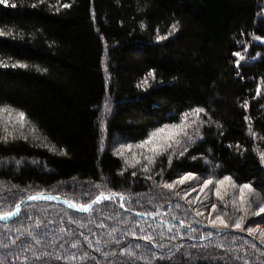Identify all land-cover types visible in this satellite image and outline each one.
Instances as JSON below:
<instances>
[{"label": "trees", "instance_id": "trees-1", "mask_svg": "<svg viewBox=\"0 0 264 264\" xmlns=\"http://www.w3.org/2000/svg\"><path fill=\"white\" fill-rule=\"evenodd\" d=\"M0 29L15 37L0 36V61L29 65L0 67V103L24 110L30 129L36 128L26 133L27 141L0 142V212L39 193L74 204H90L101 192L124 196L123 201L113 196L98 202L87 213L58 200L28 202L19 219H31L22 226L18 217L0 221V240L19 236L22 247L31 238L20 236L16 228L31 230L44 237L43 247L34 245L33 250L50 252L44 258L49 261L68 250L79 254L71 249L79 241L96 264L125 259L120 249L128 246L149 258L137 264H233L226 256L220 259L225 250L216 245L223 242L234 249L243 245L255 264L256 255L237 233L235 243L216 235L199 239L215 229L192 211L196 207L154 187V181L160 182L155 173L161 167L164 180L172 182L189 171L208 178L209 163L218 164L212 169L215 178L231 175L236 184L252 183L264 201V161L259 158L264 151V44L254 39L264 38V0H9L0 4ZM246 47L251 52L237 69L233 53ZM151 70L154 78L148 75ZM108 102L111 112L104 123ZM196 107L206 109L211 122L201 128L202 139L183 156L173 157L170 167L161 156L152 172L144 173L141 165L130 166L117 155L116 147L137 146L156 128L179 123L181 113ZM175 191L184 194L183 189ZM128 211L158 214L140 217ZM37 222L42 226L36 227ZM133 227L136 236L128 234ZM145 234L164 247L141 239ZM53 238L54 246L49 244ZM7 251L0 247V254ZM112 251L117 256L102 255ZM186 251L191 258L182 257ZM25 254L31 257L32 252ZM153 254L172 258L157 262Z\"/></svg>", "mask_w": 264, "mask_h": 264}, {"label": "snow or ice", "instance_id": "snow-or-ice-1", "mask_svg": "<svg viewBox=\"0 0 264 264\" xmlns=\"http://www.w3.org/2000/svg\"><path fill=\"white\" fill-rule=\"evenodd\" d=\"M38 3H44V0H38ZM0 4L8 5L9 0H0ZM37 5H32V7H36ZM64 7H68L69 5H63ZM11 7H16L15 4H12ZM143 26V25H142ZM173 28H175V25H173ZM171 33H169L170 35ZM0 36L2 37H11L15 39L12 32H5L2 29H0ZM157 39H164V37H157ZM254 39H264L261 37H254ZM239 43V42H237ZM246 50V48H245ZM235 57H238L236 59L235 63L237 66V69L241 66V61L245 59V57L241 54V52L236 51L233 53ZM257 56L260 55V53L256 54ZM254 59V58H253ZM0 67L3 68H22L27 69L29 68V65L17 60L14 63H4L3 61H0ZM42 71H47V69H42ZM149 76L155 77V70H151L148 73ZM237 75H239V72H237ZM145 83H147V77H145L144 80ZM243 107L246 109L248 107L247 101L244 102ZM189 112H191L192 116H189ZM206 117V119H205ZM244 119L246 121L250 120V117L245 116ZM211 122V117L208 116V113L206 109L202 107H196L189 109L188 112H184L180 114L179 117V123H171V124H164L163 126L156 128L153 130L147 137V139L143 140L138 144L136 147L145 149L149 153V155L143 156L141 159H136L134 157V163L133 167H136V165H141V169L144 173H151L153 167L156 165L157 157L159 156H166L168 166L170 167L172 164L173 157H181L184 155L185 152L188 151L189 145L195 144L198 140L202 139V135L200 132V129L204 127L206 124ZM31 124V121L28 119V116L26 112L22 109L16 108L11 104L8 103H0V133H3L0 135V142L2 143H10L14 142L17 139H23L27 141L29 139V136L25 133V129L28 128V126ZM220 127V126H218ZM250 134L255 137L256 133L254 131H251V125H249ZM31 131L34 133L36 131L35 126L33 125L31 128ZM47 147V145H44ZM127 147L130 151L132 148V145H120V148L123 149ZM229 147H233L232 145H229ZM237 151H240V145L234 146ZM54 150V149H53ZM61 154L66 155V150H61ZM117 155L123 156V151L117 150ZM259 158L261 161H264V151L259 152ZM195 159V157H193ZM127 163V160L125 161ZM220 166L218 164H211L209 163V169L210 171L207 173L208 178L203 180V183L198 186L199 193H203L206 189L209 188L210 185H214V191L217 198H219L222 202L224 200V195L227 194L228 188H234L238 189L239 191V202L240 206L236 208V212L238 215L236 216L235 220L233 222H229L228 219H226V216L228 215L227 212H223L221 214L215 215L214 218H212V213H216L218 211V205L216 203H213L210 205L211 212L209 213V219L207 220V223L212 225L215 229V232H207L205 235H201L199 239H207L210 236L216 235L218 237L222 236L224 238H231L232 243H235L236 241V233L232 230H240V232H247L250 234L254 239H249L248 237H241V239L244 240L245 244H248L249 249L252 250V254L256 255V261L255 264H264V229H261L259 225H256V227L248 226L245 227L246 223V214L248 212V207L246 206L249 203V197L255 194V189L253 188L252 183H241L236 184V181L231 175H223L221 178H215L212 169L219 168ZM164 172L165 169L163 167L159 168V170L155 173L157 176L160 177V182L154 181V187L161 188V189H167L169 190V196L178 197L179 199H185L191 192H197V187H190L186 191H184L183 196L179 191H175V187L177 184L184 185L186 182L189 181H196L197 176L195 172L189 171L184 173L183 175L179 176L177 180H173L172 182H167L164 180ZM132 176H136V172L131 173ZM147 180L151 181L153 180L152 175H148L146 177ZM162 195V194H161ZM116 196L120 198L121 201H123L124 196L121 193H117ZM54 197L51 196H43L42 194L37 195H29L27 197L28 200H40V199H53ZM130 199V197H129ZM103 200H113L112 195L105 196L103 192L100 193V195L96 196L95 200L92 201L91 204H72L71 206L73 208H79L84 211H90L92 209V204H95L97 202L103 201ZM196 200L199 201L201 204L204 202L200 200V196L197 195ZM151 201H149L150 203ZM21 203H18L14 206V208L11 211H4L0 212V220H8L10 217L16 216L18 217L17 224L23 225L24 219H31L30 216L26 215L24 219H19V215L21 213ZM189 205H191L192 201H188ZM235 203V202H233ZM121 206H123L121 204ZM177 207H181L179 203L176 205ZM208 207L207 205H205ZM224 208H227V204H224ZM192 211H195L197 216L202 217L204 215L203 211H200L199 209H192ZM188 209L185 210V215H187ZM261 213H264V204L258 205V211L254 212L253 215H260ZM158 213H140V215H157ZM70 223H77V221L72 220L69 218ZM124 223H127V221H123ZM136 221H133V225H136ZM180 224H184L183 220L179 221ZM196 223H199V220L196 221ZM41 222H37L36 227H41ZM46 227V225H44ZM100 227H106L103 223L100 224ZM149 227H151L149 225ZM187 227L190 228L191 232H195L196 229L192 228L190 225H187ZM11 230L8 229L4 235L7 236L8 232ZM16 231L20 234V236H24L25 234L31 238L28 242H23V246L21 247L18 245L17 241L19 240V236H17L16 239H9L7 242L0 240V247L4 249H9L5 254H0V264H13V262H20V264H57V262L64 261L66 264H74L76 261H80V264H96V257L93 255H90L89 252L83 250V247L80 245L79 241H73L71 243V249H78L79 254H77V251H71L68 250L62 255H56L53 261H49L44 259L45 257L51 256V253L48 251H43L41 253H37L33 250V246H41L43 247V236H37L33 231L25 229L23 232L20 230L19 227L16 228ZM115 231V229H113ZM141 232L144 231L143 228L140 229ZM59 232L64 233L65 229L60 228ZM69 236L72 235L71 232L67 233ZM131 236H136L137 232L135 231V227H133V230H131L129 233ZM258 234V235H257ZM80 235L83 236V233H80ZM161 237L164 236V232L161 231L158 233ZM62 238V237H61ZM176 237L173 236L171 239H175ZM192 239H196L195 236L191 237ZM85 241H87V246L89 248L93 247V244L91 241L88 240L87 237H84ZM144 241H148L151 243H154L157 248L164 247L163 244L156 243L153 235L151 234H145L141 237ZM258 240V243H257ZM117 244H119V241H116ZM49 244L55 245V238L49 241ZM12 246H17L20 248V251H12ZM136 248H140L141 245L137 244L135 246ZM195 247V245L193 246ZM202 247H207L202 246ZM217 248H222L225 250L224 256H221L220 259L224 260L225 256L229 261H232L233 264H250L249 259L247 258L249 256L248 249H244L243 245H240L239 248L234 249L231 244H225L223 242L216 245ZM97 251H100L99 248L96 249ZM32 252L31 257L26 255V252ZM150 251V249H149ZM171 251V250H169ZM121 254L125 259L121 260L119 256H117L116 251L104 252L102 253L103 256L108 257L109 255L117 256V260L115 262L109 261V264H137V261L139 260H148L149 258L145 256L143 253L137 255L135 251L131 249L130 246L128 247H121L120 249ZM231 253V255H229ZM191 252H184L182 253V257L184 258H191L192 257ZM171 256H159L157 257L155 254L152 255V259L156 260L157 262L160 260H171ZM185 264L187 262L185 261ZM225 264H227V261H225Z\"/></svg>", "mask_w": 264, "mask_h": 264}, {"label": "rangeland", "instance_id": "rangeland-1", "mask_svg": "<svg viewBox=\"0 0 264 264\" xmlns=\"http://www.w3.org/2000/svg\"><path fill=\"white\" fill-rule=\"evenodd\" d=\"M256 42L264 44V39H259V40L256 39ZM250 52L251 51H250L249 47H246V50L241 51V54L245 57V59L242 60L241 63H244L247 61ZM237 59H238V57H237ZM110 112H111V105L108 102L105 106L104 113L102 116V120L104 121V123H105V120H107V118L109 117ZM189 116L191 117L192 114L190 113ZM25 133L32 134L33 132L31 131L30 127L28 126V128L25 129ZM117 150L123 151L124 155L123 156L120 155V156L123 157L125 159V161L127 160V163L130 166L133 165V163H134V157L136 159H141V158H143V155L144 156L149 155L146 148L141 149V148H137L136 146H132L130 151L128 150L127 147L121 149L120 146H118V147H116V151ZM159 157H161V156H159ZM159 157H157V158H159ZM204 179H207V177L203 178V177L197 176L196 181H189V182H186V184H184V185L177 184L175 188L176 189L177 188L183 189L184 191H186L190 187H197V192H191L183 200H185L187 203L189 200H191L192 201L191 205L196 207V209H199L200 211L204 212V215L202 217L205 218L206 220L209 219V213L211 212L210 205L213 203H216L218 205V211L216 213H212V218H214L215 215L221 214L223 212H227L228 215L226 216V219H228L230 223L233 222L235 220L236 216L238 215V213L236 212V208H238L240 206L238 189L228 188L227 194L224 195V200L222 202L215 195L214 185H210L209 188L206 189L203 193H199L198 186L203 183ZM197 195L200 196V200H202L204 202L203 204H201L199 201L196 200ZM233 202H235V203H233ZM225 203L227 204L226 209L224 208ZM259 204H264V201L260 197V195L255 191V194L252 195L251 197H249V203L246 205L248 207V212L246 214L245 227H248V226L256 227V225H259L261 229H264V213H261L258 216L253 215L254 212L258 211V205ZM205 205H207L208 207H206ZM210 226H212V225H210ZM233 230H235V229H233ZM236 231L240 232V230H236ZM241 233H243V234L237 233V235L242 237V236H246L245 234H248L247 232H241Z\"/></svg>", "mask_w": 264, "mask_h": 264}, {"label": "water", "instance_id": "water-1", "mask_svg": "<svg viewBox=\"0 0 264 264\" xmlns=\"http://www.w3.org/2000/svg\"><path fill=\"white\" fill-rule=\"evenodd\" d=\"M39 194H42L43 196H51V197H54L53 199H50V200H58V201H61V202H63L66 206H68V207H71L74 211H76V212H82V213H87V212H89V211H84V210H81V209H79V208H73L71 205L72 204H74V203H72V202H69V201H67V200H65V199H63V198H61V197H58V196H54V195H52V194H49V193H39ZM33 195H37V194H33ZM108 195H112V196H116V194H105V196H108ZM40 200H49V199H40ZM23 201V203H22V205H21V209L23 208V206L26 204V203H28V202H31V201H33V200H28L27 198H25V199H23L22 200ZM94 201V200H93ZM101 202V201H100ZM21 203V202H20ZM92 203V202H91ZM90 203V204H91ZM98 203V202H97ZM96 204V203H95ZM95 204H92V208H93V206L95 205ZM130 214H133V215H136V216H140V217H147L146 215H140V213H138V212H135V211H128ZM16 218V216H13V217H10L8 220H0L1 222H9V221H12L13 219H15ZM233 232H235V233H238V234H243V233H241V232H239V231H236V230H232ZM246 236H248L249 238H251V239H254V237H252L250 234H245ZM257 243H258V240H257Z\"/></svg>", "mask_w": 264, "mask_h": 264}]
</instances>
